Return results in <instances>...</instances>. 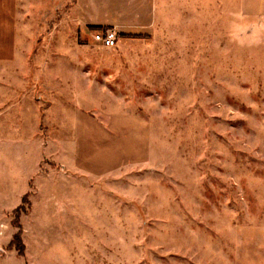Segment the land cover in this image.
<instances>
[{
  "label": "rangeland",
  "instance_id": "obj_1",
  "mask_svg": "<svg viewBox=\"0 0 264 264\" xmlns=\"http://www.w3.org/2000/svg\"><path fill=\"white\" fill-rule=\"evenodd\" d=\"M123 1L0 0V264H264V0Z\"/></svg>",
  "mask_w": 264,
  "mask_h": 264
},
{
  "label": "crops",
  "instance_id": "obj_2",
  "mask_svg": "<svg viewBox=\"0 0 264 264\" xmlns=\"http://www.w3.org/2000/svg\"><path fill=\"white\" fill-rule=\"evenodd\" d=\"M126 1L122 2L123 6L117 11L118 13L115 11L112 12L113 14L104 13L103 17L91 19L90 25L103 29H114L117 35L134 34L141 32L140 30L147 33L148 29L158 25L159 22L164 23L166 15L170 14V9H174V14L180 17L183 15L197 16L200 6L207 10L210 9V0H130L136 5L130 13L126 11L128 9L125 6ZM97 7L95 5V8ZM102 8L107 9L108 7L102 5ZM127 16H133L135 20H125Z\"/></svg>",
  "mask_w": 264,
  "mask_h": 264
},
{
  "label": "built area",
  "instance_id": "obj_3",
  "mask_svg": "<svg viewBox=\"0 0 264 264\" xmlns=\"http://www.w3.org/2000/svg\"><path fill=\"white\" fill-rule=\"evenodd\" d=\"M93 38L96 42L101 44L103 47L110 48L114 46L116 39H117V33L114 29H103L98 30L93 34Z\"/></svg>",
  "mask_w": 264,
  "mask_h": 264
},
{
  "label": "trees",
  "instance_id": "obj_4",
  "mask_svg": "<svg viewBox=\"0 0 264 264\" xmlns=\"http://www.w3.org/2000/svg\"><path fill=\"white\" fill-rule=\"evenodd\" d=\"M96 29H99V30H103V28L101 29L100 27H95Z\"/></svg>",
  "mask_w": 264,
  "mask_h": 264
}]
</instances>
